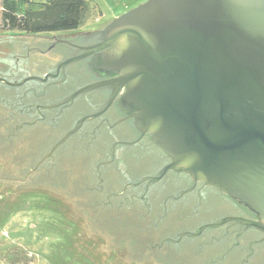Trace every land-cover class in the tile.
I'll return each instance as SVG.
<instances>
[{
    "label": "water",
    "instance_id": "1",
    "mask_svg": "<svg viewBox=\"0 0 264 264\" xmlns=\"http://www.w3.org/2000/svg\"><path fill=\"white\" fill-rule=\"evenodd\" d=\"M113 26L120 31L97 64L109 75L135 71L111 83L126 89L123 107L172 160L150 180L171 170L202 181L248 207L257 220H234L264 233V0H147Z\"/></svg>",
    "mask_w": 264,
    "mask_h": 264
},
{
    "label": "rangeland",
    "instance_id": "2",
    "mask_svg": "<svg viewBox=\"0 0 264 264\" xmlns=\"http://www.w3.org/2000/svg\"><path fill=\"white\" fill-rule=\"evenodd\" d=\"M30 1L39 6L49 0ZM87 1L92 29L93 21L110 22L126 7H134L142 0ZM1 3L2 0L0 11ZM88 25L82 24L80 31L87 30ZM66 36L67 33L26 35L0 29V79L20 83L34 75L43 78L54 64L46 59L51 55L42 53L50 43L65 40ZM47 79L39 83L44 84ZM5 102L10 108L14 105L15 114L12 117L6 103H0V264H72L71 259L86 260L88 264H205L204 255L217 251L225 257L223 264L244 262V256L226 255L233 241L229 237L227 244L228 240L222 237L215 242L220 238L218 234L211 240L208 236L191 239L186 247L191 246L197 254L191 257L181 253L180 246L176 251L171 249L172 231L191 222L189 207L174 209L171 201L163 206L161 199L160 203H154L146 196L145 209L135 208L126 202L120 188L107 194L98 187L103 180L101 174L98 183L91 177V153L85 150L87 145L73 150L69 144L55 157V153L48 157L55 144L47 155L43 153L42 148L51 142L46 137V128L39 123L22 128L15 138H10L11 128L21 126L17 120L21 103ZM23 103L26 104L24 100ZM55 140L58 142L60 138ZM120 158L117 154L108 156L101 163L111 166L109 170L116 173V183L122 180L128 187L139 183L141 173L132 180L123 176L126 169ZM110 173H106L109 179ZM155 209L161 211L158 217L145 214L146 211L152 214ZM155 229H160V235H156ZM203 242L208 245H197ZM249 261L247 264L263 263L260 257L254 259L255 263L252 257Z\"/></svg>",
    "mask_w": 264,
    "mask_h": 264
},
{
    "label": "flooded vegetation",
    "instance_id": "3",
    "mask_svg": "<svg viewBox=\"0 0 264 264\" xmlns=\"http://www.w3.org/2000/svg\"><path fill=\"white\" fill-rule=\"evenodd\" d=\"M145 1L147 0H142L134 7H126L125 12L110 22L101 21L96 23L93 21L92 29L91 17L88 14L83 22V24L89 23L87 30L80 31L79 27L74 31L63 32L67 33L68 37L66 36L65 40L61 39L50 43L45 52L42 53V55H51L47 56L46 59L54 64L52 66L49 64L51 72L48 71L43 75L48 76L47 82L44 84L31 80L18 87L0 85L2 91L0 103H6L5 100L13 103V98L16 97L15 94L17 93L15 91L20 90L22 92L23 89L25 90L21 93L19 100L21 104L17 103L21 106L18 111V114H20L18 121L21 126L12 128L10 138H15L14 135L16 136V133L20 132L22 128L30 127L32 124H42L46 128L45 134L48 137L54 133L57 124L66 123L70 126L73 123L72 127L64 132L63 136H65L77 126L81 119L90 117L82 122L78 130L56 149H65L70 144L74 150L85 144L87 145L85 150L91 153V147L96 149L97 141L100 145L101 140L109 138L108 141H111L109 156L112 157L117 154L121 157L120 160L127 157L131 161H137L143 176L141 177L142 180L131 187L124 184L121 190L124 191V199L130 206L133 205L137 208L135 206L139 204L137 201L142 202L146 196H149L153 202L155 201L154 203H157V201L160 203L159 200L161 199L163 206L171 201V204L175 205L174 209L187 206L191 210L189 214L191 222L181 228L176 236L173 234L174 241L169 246L171 249L176 251L177 246H180V252L184 255L187 254V257H191V255L196 254L191 246L186 247L191 239L195 241L208 236L211 240L214 234H218L220 238L215 242H218L222 237L227 240L230 237V242L233 241L231 248L227 251V256L231 257L233 255L232 258L244 256L245 259L242 264L249 263L251 257L253 262L254 259L260 257L263 261L262 264H264V233L248 228L234 220V218L257 220L256 214L250 211L248 207L233 201L217 189L205 185L202 181H194L191 176L184 173L169 170L160 180L155 182L150 180L159 177L161 171L172 160L155 145L153 133L141 129L132 113L123 107V96L126 89L123 88L121 92H118L120 89L117 83H111V81L125 77L135 71L124 70L121 75H109V71L100 68L97 64L98 56L105 55L107 51L111 50L108 46L112 44V38L120 31L119 28L113 26L115 19ZM102 48H104L103 51H98ZM29 51L31 50L29 49ZM69 60H72V62L63 65ZM95 84H100V86L77 96L65 105L50 108L67 99L75 91ZM60 93L61 95L64 94L62 100L57 102L50 100L52 97L60 95ZM116 94L118 95L116 96ZM113 97H115L114 100L104 111L103 109ZM10 98L12 100H8ZM23 100L26 104L23 103ZM6 106L9 107L7 103ZM13 106L9 107L12 117L15 114ZM102 111L103 113L99 116L91 117ZM56 149L53 153L57 151ZM100 183L98 187L104 188V180ZM101 191L98 190V193H102ZM88 192L91 194V190ZM139 192L140 195H138ZM111 195L115 196V194ZM145 214L148 217L153 216V213L151 214L149 211H146ZM196 219L203 220L197 228L193 227L195 221H192ZM155 231L157 232L156 235H160V229H155ZM164 235L161 234V236ZM227 244H229V240ZM197 245L203 247L208 243L203 242ZM204 256L207 257L205 264H223L225 258L220 251L213 254L210 252L209 255L205 254Z\"/></svg>",
    "mask_w": 264,
    "mask_h": 264
},
{
    "label": "trees",
    "instance_id": "4",
    "mask_svg": "<svg viewBox=\"0 0 264 264\" xmlns=\"http://www.w3.org/2000/svg\"><path fill=\"white\" fill-rule=\"evenodd\" d=\"M88 13L89 5L87 0H49L39 6H36V4H34L30 0H2L0 11V29L5 32H19L26 35L70 32L77 30L83 24L88 16ZM15 93L16 97L13 98L14 102H19L18 99L21 97V92L20 90H18L15 91ZM63 96L64 94L61 95L60 93V95L52 97L50 100H52L53 102H57L59 100H62ZM8 100L12 99L10 98ZM18 118H20V114H17V120ZM72 124L70 126L66 123L61 125L57 124L54 129V134H51L52 136L49 135L50 139L48 140L51 142V144L47 145V147L42 148L44 154L47 155L51 148L50 146L56 144L57 142L55 138H61L60 136H62L65 131H68L72 127ZM24 128L28 127L26 126ZM48 129H50V127H48ZM108 140L109 138H104L103 140H101L102 142L100 143V145L97 141L96 149H93V147H91L90 165L91 177L95 182L98 183L100 179L99 174H101V177L104 180V190L105 192H107V194L109 192L113 193L117 188H120L122 190V186L124 184L123 182H121L122 180L116 183V173L113 170H109L111 166L101 163L104 162L105 158L109 156L111 141ZM78 148H81V146ZM56 150L57 151L55 152L54 157L57 155L60 149ZM121 163L122 166H124V168L126 169L123 171L125 174L123 175L124 177H127L129 180L137 179L139 177L141 171L139 170L137 161H131L129 158H126L124 160L121 159ZM107 172H111L110 175L113 178L111 177V179H109L110 177H108V175L106 176ZM137 202L139 203L138 205H135L137 208L145 209V202H141L139 200ZM159 212L161 211H157L155 209L152 217H158ZM194 221L195 224L193 225V227L196 228L203 222L202 219H196ZM180 231L181 228H178V230L176 229L172 231L171 234H174L176 236ZM82 262H85L87 264L89 263V261L86 260L78 261L75 259H71L72 264H80Z\"/></svg>",
    "mask_w": 264,
    "mask_h": 264
}]
</instances>
